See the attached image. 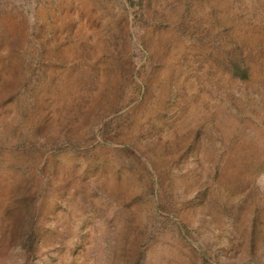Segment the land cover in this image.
<instances>
[{
	"label": "rangeland",
	"instance_id": "1",
	"mask_svg": "<svg viewBox=\"0 0 264 264\" xmlns=\"http://www.w3.org/2000/svg\"><path fill=\"white\" fill-rule=\"evenodd\" d=\"M0 264H264V0H0Z\"/></svg>",
	"mask_w": 264,
	"mask_h": 264
},
{
	"label": "trees",
	"instance_id": "2",
	"mask_svg": "<svg viewBox=\"0 0 264 264\" xmlns=\"http://www.w3.org/2000/svg\"><path fill=\"white\" fill-rule=\"evenodd\" d=\"M234 67H235V73H238L240 77L246 78L248 76V71L245 68L236 64L234 65Z\"/></svg>",
	"mask_w": 264,
	"mask_h": 264
}]
</instances>
